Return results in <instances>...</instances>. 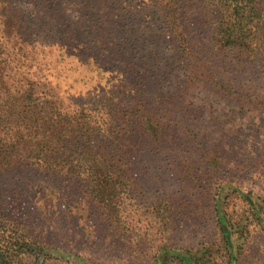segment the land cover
<instances>
[{
	"label": "trees",
	"instance_id": "obj_1",
	"mask_svg": "<svg viewBox=\"0 0 264 264\" xmlns=\"http://www.w3.org/2000/svg\"><path fill=\"white\" fill-rule=\"evenodd\" d=\"M25 3L33 10L28 11ZM71 3L76 4L75 14L67 9ZM188 11L207 26L206 41L195 44L190 38L193 32L187 28L195 21L188 19ZM150 33L151 39L168 37L182 55L184 68L193 71L207 61L198 57L206 44L212 56L231 61L230 74L224 69L223 77L215 81L222 93L264 103V93L250 90L232 75L264 54V0H0V177L24 165L47 173L55 182L83 185L82 195L92 209L102 208L117 224L118 198L134 181L133 174H125L131 169L125 165L122 142L129 123L139 124L133 105L159 107L168 95L163 88L150 102L146 90V70L151 68L140 53L148 48L142 39ZM71 50L78 75L61 87L49 74L45 51H54L57 58L62 54V59ZM150 59L157 65L160 58ZM142 117V130L151 140L156 127L145 113ZM251 139L256 144L258 139ZM239 164L241 168L249 164L247 173L260 180L264 162ZM39 186L38 199L47 190L58 192L56 185ZM252 186L241 174L216 178L210 206L216 236L197 246L163 238L152 245L151 263L237 264L248 237L264 233V189ZM61 196L57 199L67 200ZM68 201L72 202L70 196ZM154 205L152 215L164 221L166 203ZM13 208L18 207L0 202V264H104L37 233L27 218L31 210Z\"/></svg>",
	"mask_w": 264,
	"mask_h": 264
},
{
	"label": "rangeland",
	"instance_id": "obj_2",
	"mask_svg": "<svg viewBox=\"0 0 264 264\" xmlns=\"http://www.w3.org/2000/svg\"><path fill=\"white\" fill-rule=\"evenodd\" d=\"M23 5L28 11L33 10L28 3ZM67 9L72 14L77 13L76 4L71 3ZM195 15L192 11L186 14L188 19L194 17L195 25L191 23L187 29L193 32L190 38L197 44L199 40H207V26ZM150 35L142 39L148 48L140 53L145 55L146 65L151 68L146 70V90L150 92V102L155 101L156 91L163 88L168 95L159 107L149 103L133 105L139 111V124L136 127L133 122L129 123L130 129L122 142L125 165L131 169V172L125 170V174L128 177L133 174L134 181L129 182L127 192L118 198L120 220L117 224L102 208L92 209L89 198L82 195L83 185L76 183L75 187L65 183L67 187L51 180L47 173L24 165L0 177V202L9 206L13 203L18 207L13 211L31 210L27 218L37 233L40 231L48 239L104 264H152L148 254L152 245L163 238L174 237L175 243L182 246H197L212 240L216 230L210 206L216 178L233 179L241 174L252 187L264 189V164L260 180L247 173L246 168L251 169L249 164L239 166L240 161L264 162V103L248 98L246 102L239 99L236 92L237 99L233 94L227 97L222 93L215 81L230 72L231 61L223 55L212 56L206 44L198 57L207 61L193 71L184 68L182 55L170 46L168 37L151 39ZM42 36L30 35L39 40L44 39ZM54 41L60 43L59 37ZM158 43L161 45L157 46ZM45 52V61L50 62V76L64 87L77 74L76 60H72L75 51L64 52L62 59V54L57 58L54 51ZM182 54L185 58V53ZM150 58H160L159 63L156 65ZM240 68L234 69L232 75L245 81L244 86L250 90L264 93V54ZM224 69L228 70L221 74ZM261 69L263 72L258 74ZM228 75L223 80L228 79ZM144 113L157 130L151 140L141 127ZM251 138L258 139L256 144L251 143ZM11 175L15 177L10 179ZM20 182L23 187L18 185ZM44 183L49 187L56 185L53 188L58 192L47 190L45 196L38 199L42 189L39 185L44 186ZM15 186L21 191L16 189L11 195L6 194ZM59 193L67 200L57 199ZM69 196L72 202L68 201ZM160 201L167 205L164 221L152 215L154 204ZM237 264H264V233L253 232L248 237Z\"/></svg>",
	"mask_w": 264,
	"mask_h": 264
}]
</instances>
